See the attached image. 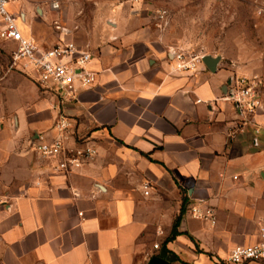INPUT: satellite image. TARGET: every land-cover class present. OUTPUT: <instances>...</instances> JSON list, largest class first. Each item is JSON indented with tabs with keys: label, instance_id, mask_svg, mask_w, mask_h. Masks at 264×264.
<instances>
[{
	"label": "crops",
	"instance_id": "1",
	"mask_svg": "<svg viewBox=\"0 0 264 264\" xmlns=\"http://www.w3.org/2000/svg\"><path fill=\"white\" fill-rule=\"evenodd\" d=\"M21 7L24 36L47 47L73 41L96 76L63 105L33 77L13 72L0 82V264H226L232 248L259 241L264 138L239 129L229 72L202 63L177 71V51L133 0H79L52 35ZM10 85L32 97L15 104ZM59 111L75 121L68 144L97 151L71 173L33 149L37 136H54ZM183 198L179 234L166 243ZM196 204L214 211V226L190 217Z\"/></svg>",
	"mask_w": 264,
	"mask_h": 264
},
{
	"label": "built area",
	"instance_id": "2",
	"mask_svg": "<svg viewBox=\"0 0 264 264\" xmlns=\"http://www.w3.org/2000/svg\"><path fill=\"white\" fill-rule=\"evenodd\" d=\"M21 1L0 0V41L11 45L9 49H2L7 61L0 66V82L7 74L17 72L28 78L33 77L40 91L57 95L58 105L74 100L77 89H87L95 81L96 74L88 69L91 55L80 50L73 41H60L47 47L24 36L19 28L21 15L18 13L15 16L9 9L11 5L19 6ZM50 8L58 11L59 1L52 2ZM55 28L58 27L55 25ZM173 64L179 72L195 71L201 64V57L177 51L173 53ZM229 82L226 99L236 108L240 120L239 129L250 126L253 134L259 135L261 129L255 122V116L261 108L258 83L246 77H231ZM74 127V119L59 111L53 125L54 136L50 140L37 136L33 144L34 151L41 158L57 159L55 172L71 173L96 155V149L87 143L75 146L68 144ZM149 187L147 182L143 185L145 195ZM188 212L195 220L210 226L216 224L214 211L210 207L196 204L189 207ZM258 237L259 241L255 244L232 248L226 264H264V221L258 227ZM154 248L157 246L154 245Z\"/></svg>",
	"mask_w": 264,
	"mask_h": 264
},
{
	"label": "rangeland",
	"instance_id": "3",
	"mask_svg": "<svg viewBox=\"0 0 264 264\" xmlns=\"http://www.w3.org/2000/svg\"><path fill=\"white\" fill-rule=\"evenodd\" d=\"M54 1L56 0H22L19 6L11 5L9 9L12 13L20 14L23 12L21 6H28L29 12L39 23L37 32L52 35L55 32L54 21L66 16L63 10H68L79 0H60L62 4L58 11L50 8ZM133 2L138 4L137 14L145 17L158 37L174 50L200 57L205 55L220 57V67L229 72L230 77L255 80L258 83L257 92L261 104L256 121L264 126V0H133ZM67 16L73 15L70 13ZM77 16L83 17V22L88 23L93 14ZM10 46L5 48L9 49ZM5 62L6 56L0 49V64ZM15 74L24 76L17 72ZM23 78L29 79L26 76ZM31 83L34 88V83ZM8 90V95L12 99L14 97L15 104L24 105L23 102L28 101V96L32 97L24 94L17 85H10ZM259 137L264 138L262 130Z\"/></svg>",
	"mask_w": 264,
	"mask_h": 264
},
{
	"label": "water",
	"instance_id": "4",
	"mask_svg": "<svg viewBox=\"0 0 264 264\" xmlns=\"http://www.w3.org/2000/svg\"><path fill=\"white\" fill-rule=\"evenodd\" d=\"M219 61H220V57H212L210 55H205L201 57V63L211 73L216 72ZM261 177L262 179H264V174H262ZM148 264H168V263L161 258L152 257L149 260Z\"/></svg>",
	"mask_w": 264,
	"mask_h": 264
},
{
	"label": "trees",
	"instance_id": "5",
	"mask_svg": "<svg viewBox=\"0 0 264 264\" xmlns=\"http://www.w3.org/2000/svg\"><path fill=\"white\" fill-rule=\"evenodd\" d=\"M185 206H186V200L183 198L182 199V203H181V209H180V213L179 215L175 218L174 222H173V225H172V229H171V232H170V235L169 237L167 238L166 240V243L173 240L179 233L177 232V227L179 225V222H180V217L181 215L184 213L185 211Z\"/></svg>",
	"mask_w": 264,
	"mask_h": 264
}]
</instances>
